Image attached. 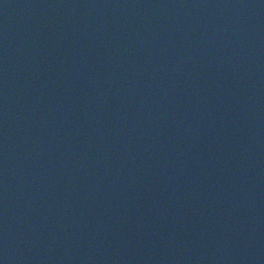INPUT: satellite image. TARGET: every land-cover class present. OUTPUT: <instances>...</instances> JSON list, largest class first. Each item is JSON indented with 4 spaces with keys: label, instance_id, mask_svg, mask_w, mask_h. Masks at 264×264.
Listing matches in <instances>:
<instances>
[{
    "label": "water",
    "instance_id": "obj_1",
    "mask_svg": "<svg viewBox=\"0 0 264 264\" xmlns=\"http://www.w3.org/2000/svg\"><path fill=\"white\" fill-rule=\"evenodd\" d=\"M0 264H264V0H0Z\"/></svg>",
    "mask_w": 264,
    "mask_h": 264
}]
</instances>
